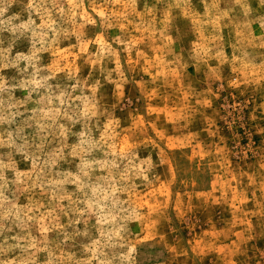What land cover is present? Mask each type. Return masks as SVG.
I'll return each instance as SVG.
<instances>
[{"label": "rangeland", "instance_id": "rangeland-1", "mask_svg": "<svg viewBox=\"0 0 264 264\" xmlns=\"http://www.w3.org/2000/svg\"><path fill=\"white\" fill-rule=\"evenodd\" d=\"M0 264H264V0H0Z\"/></svg>", "mask_w": 264, "mask_h": 264}]
</instances>
